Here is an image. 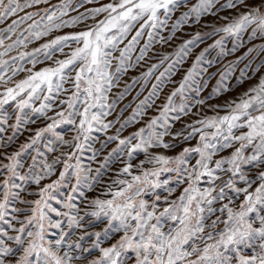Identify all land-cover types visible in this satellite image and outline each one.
<instances>
[{"label":"snow or ice","instance_id":"6c2138e0","mask_svg":"<svg viewBox=\"0 0 264 264\" xmlns=\"http://www.w3.org/2000/svg\"><path fill=\"white\" fill-rule=\"evenodd\" d=\"M184 8L107 0L69 16L73 0H0V264H264V75L223 105L208 103L202 78L213 50L228 54L225 37L232 52L245 34L264 38V0H198L169 27ZM203 17L216 18L211 31L180 43L174 59L158 52ZM89 18L83 30L56 34ZM216 35L177 83L193 48ZM243 59L218 73L215 95L231 91ZM149 83L122 118L119 103ZM129 125L137 127L125 135ZM86 151L95 168L83 164Z\"/></svg>","mask_w":264,"mask_h":264},{"label":"rangeland","instance_id":"374dc122","mask_svg":"<svg viewBox=\"0 0 264 264\" xmlns=\"http://www.w3.org/2000/svg\"><path fill=\"white\" fill-rule=\"evenodd\" d=\"M107 0H93V3H87L84 2V0H73V3L77 5V11L75 12H70L69 16H74L79 13H85L87 14V10L99 6L101 3H106ZM187 4V8L181 9L178 11L173 19L169 21V27L171 26L172 23L175 22V19L179 17V15L182 14L183 11H187L188 8L192 7L195 3L198 2V0H185ZM52 3H59V0H52ZM83 4L82 7L79 5ZM223 14V13H222ZM69 17H65L67 19ZM102 18V17H99ZM98 18V19H99ZM216 18L215 17H203L201 19L200 23H195L191 22L177 32L176 38L172 42V46H161V45H156V49L158 52L161 54H173V59L174 53L176 49L180 46V43H182L184 40L191 38L196 32H201L203 35L206 32L211 31V28L213 25L216 23ZM84 24L91 25L92 24V19L89 18L87 21L77 24L68 28L61 29L58 33L56 34H64V33H71L75 31H80L83 30ZM220 36H205L203 39V42L199 44L197 48H193L192 50V55H190L182 65L179 66V70L177 72V75L173 78L177 83L179 82L181 76L187 71V69L190 67L191 63L194 61L195 55L199 53V51L203 50L204 47L207 45L213 43L216 39H219ZM47 38H43L41 41L34 42L29 46V50L32 47H38L40 43H43L44 40ZM147 37L145 36L144 39L141 42V45L146 42ZM243 40V47L237 48L235 52H232L231 49L234 46V38L232 37H225V49L227 51V55L225 56H217V51L218 50H213L211 53V56L208 58L213 61L211 67H209V71L207 73L203 74V79L207 81V88L205 90V96L208 98V103L209 104H220L223 105L226 99H232L235 96H238L241 92L244 90H247L249 87H252L255 85V83L258 82L260 76L264 75V51L260 49L261 45H264V38L257 37L255 39H248L247 34H245L242 37ZM248 48H253L254 50L251 53H248L247 56H245V53L247 52ZM138 54V53H137ZM60 56V54H57ZM239 57H244L243 60H240V62L235 66L233 72L231 73V78L228 80V84L231 85V91L229 93L222 94L220 96H217L213 93V88L216 87V81L219 79L218 73L220 71H223L224 68L233 61H236ZM156 59V57H153V60ZM153 60H150L148 63L153 62ZM30 66V65H29ZM44 66V65H40ZM147 64H145L142 68L138 67L136 69L131 70L128 74H126L124 77H122L121 84L119 89H113V94H117L118 91H123V87L125 82H131L132 78L134 76H139L141 71L146 70ZM247 66V67H246ZM256 69H259V71H256ZM162 70V69H161ZM243 70L246 73V76L241 80L240 78V71ZM151 83H155V81H151ZM151 83H149L143 91H141V88L139 85H137L135 88L130 90V92L124 97V99L119 103L117 106L119 109H124L122 113V118H127L128 116L131 115L132 110L134 109L135 105L139 103L141 99L144 98L148 94V91L151 89ZM173 85L171 83L166 84L160 93L159 97L156 100L157 104H160L166 97L167 93L171 90ZM140 93L139 96H137V93ZM114 98V97H113ZM153 110L150 109L149 112L151 114ZM205 112L207 115L211 116L213 113L209 111L208 109H205ZM118 113H113L112 116L107 117V119H114L115 116ZM192 119H195L193 117ZM118 126V125H117ZM32 127H35L33 125ZM137 127V125H129L127 129H125L124 134H128V132L134 130ZM179 127V125H177ZM63 132L65 135V138H70L71 135L73 134L71 131V126L69 125H63L61 129H58ZM10 134V133H9ZM28 133L24 132L23 135H20L18 137L17 143L23 142L24 139H26ZM197 141L193 140L191 143L194 145ZM114 146V145H111ZM110 146V147H111ZM186 146V145H185ZM14 147V145H13ZM94 147H99V142L94 145ZM11 150V149H10ZM179 149H177L178 151ZM231 149H225L222 150L220 153L221 155L227 156ZM107 152V149L105 150V153ZM169 155H174V152H169ZM91 155L90 152L86 151L84 153L83 157V164L85 166L91 164L93 168L97 166L95 162H92L89 160V156ZM143 158V157H141ZM117 165H113L112 167H116ZM167 175V174H166ZM109 176H114L113 173H109L106 175L103 179L104 182L107 183ZM55 178V177H53ZM164 177L162 176L161 179ZM89 196H99L101 195V191H94V192H89Z\"/></svg>","mask_w":264,"mask_h":264}]
</instances>
